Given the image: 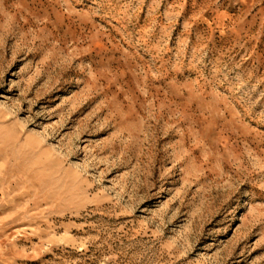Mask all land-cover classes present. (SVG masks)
Wrapping results in <instances>:
<instances>
[{
	"label": "rangeland",
	"instance_id": "obj_1",
	"mask_svg": "<svg viewBox=\"0 0 264 264\" xmlns=\"http://www.w3.org/2000/svg\"><path fill=\"white\" fill-rule=\"evenodd\" d=\"M0 264H264V0H0Z\"/></svg>",
	"mask_w": 264,
	"mask_h": 264
}]
</instances>
